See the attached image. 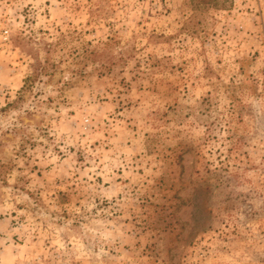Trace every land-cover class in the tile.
Segmentation results:
<instances>
[{
	"label": "rangeland",
	"instance_id": "rangeland-1",
	"mask_svg": "<svg viewBox=\"0 0 264 264\" xmlns=\"http://www.w3.org/2000/svg\"><path fill=\"white\" fill-rule=\"evenodd\" d=\"M195 1L0 0V264H264V0Z\"/></svg>",
	"mask_w": 264,
	"mask_h": 264
},
{
	"label": "trees",
	"instance_id": "trees-1",
	"mask_svg": "<svg viewBox=\"0 0 264 264\" xmlns=\"http://www.w3.org/2000/svg\"><path fill=\"white\" fill-rule=\"evenodd\" d=\"M213 3L214 5H218V0H196L195 1V5L197 6V5H199V4H202V3ZM28 80H29V78H28Z\"/></svg>",
	"mask_w": 264,
	"mask_h": 264
}]
</instances>
